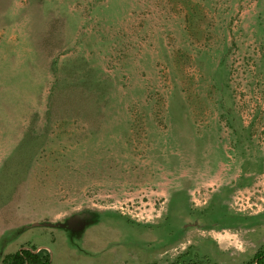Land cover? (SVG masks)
<instances>
[{
    "label": "rangeland",
    "instance_id": "obj_1",
    "mask_svg": "<svg viewBox=\"0 0 264 264\" xmlns=\"http://www.w3.org/2000/svg\"><path fill=\"white\" fill-rule=\"evenodd\" d=\"M20 246L264 249V0H0V264Z\"/></svg>",
    "mask_w": 264,
    "mask_h": 264
},
{
    "label": "trees",
    "instance_id": "obj_2",
    "mask_svg": "<svg viewBox=\"0 0 264 264\" xmlns=\"http://www.w3.org/2000/svg\"><path fill=\"white\" fill-rule=\"evenodd\" d=\"M18 153V152H14ZM1 264H52L50 256L46 250L37 248L36 246H20L13 252L6 253ZM170 264H210L200 260H189L186 263L175 260ZM240 264H264V249H259L254 256Z\"/></svg>",
    "mask_w": 264,
    "mask_h": 264
}]
</instances>
